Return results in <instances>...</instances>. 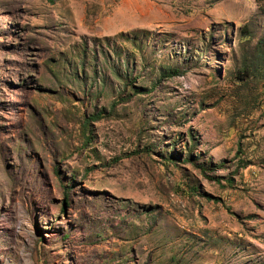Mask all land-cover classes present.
<instances>
[{
    "label": "rangeland",
    "instance_id": "rangeland-1",
    "mask_svg": "<svg viewBox=\"0 0 264 264\" xmlns=\"http://www.w3.org/2000/svg\"><path fill=\"white\" fill-rule=\"evenodd\" d=\"M264 0H0V264H264Z\"/></svg>",
    "mask_w": 264,
    "mask_h": 264
},
{
    "label": "trees",
    "instance_id": "trees-1",
    "mask_svg": "<svg viewBox=\"0 0 264 264\" xmlns=\"http://www.w3.org/2000/svg\"><path fill=\"white\" fill-rule=\"evenodd\" d=\"M263 42H264V38H263Z\"/></svg>",
    "mask_w": 264,
    "mask_h": 264
}]
</instances>
